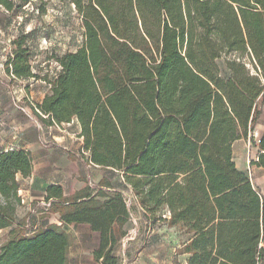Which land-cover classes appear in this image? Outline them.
Listing matches in <instances>:
<instances>
[{"label": "trees", "instance_id": "16d2710c", "mask_svg": "<svg viewBox=\"0 0 264 264\" xmlns=\"http://www.w3.org/2000/svg\"><path fill=\"white\" fill-rule=\"evenodd\" d=\"M69 1L81 45L52 57L59 69L43 77L47 91L31 110L48 127L75 122L85 161L118 174L119 186L104 177L69 196L48 186L41 214L88 226L98 234L93 263L120 264L113 252L126 236L130 189L143 217L185 232V264H264V199L232 150L249 137L264 170V131L254 139L264 106V0ZM25 38L4 65L13 79L38 78ZM31 173L29 151L0 149V264H68L64 229L17 215V178Z\"/></svg>", "mask_w": 264, "mask_h": 264}, {"label": "rangeland", "instance_id": "374dc122", "mask_svg": "<svg viewBox=\"0 0 264 264\" xmlns=\"http://www.w3.org/2000/svg\"><path fill=\"white\" fill-rule=\"evenodd\" d=\"M23 35L26 37L24 46L29 52L28 63L32 73L38 78L13 79L4 72L8 57L18 50L17 40ZM82 35L80 16L69 0H0V143H7L12 134H30V131L36 129L39 119L33 114L31 106L40 103L47 91L43 77L53 79L59 69L52 57L74 52L81 45ZM218 64L224 76V61L220 60ZM41 128L50 142H55V132L68 135L69 131L73 130L72 125L47 130L42 126ZM263 129L264 106L254 127L255 140L260 138ZM70 135L75 136L73 133ZM247 140L249 144H245V155H257L258 150L251 144L249 137ZM8 146L5 145L1 149L17 147ZM104 174L114 186H119L118 174L108 171H104ZM19 182L25 203H20L17 208L18 217L30 214L36 217V225H56L54 223L58 220L55 215L41 214L48 207L44 205V199L30 201L26 197L24 188L31 186L30 180ZM95 185H92V189ZM257 190L264 199L261 191ZM132 203L133 201L129 203L131 213L130 221L125 227L126 236L119 239L113 252L119 258L120 264H185V255L179 254L187 238L185 232L178 227H168L165 220L151 221L143 217L142 209ZM163 214L162 218L167 220V211H163ZM61 228L67 231L70 237L68 264H94L91 261V253L98 245L97 234L80 225L67 228L62 224ZM115 232L118 235L117 230ZM6 233L7 230L0 232V246L5 242ZM262 243L264 244V236Z\"/></svg>", "mask_w": 264, "mask_h": 264}, {"label": "crops", "instance_id": "0c3cea01", "mask_svg": "<svg viewBox=\"0 0 264 264\" xmlns=\"http://www.w3.org/2000/svg\"><path fill=\"white\" fill-rule=\"evenodd\" d=\"M41 126L46 130L48 128H54V126H46L39 120L36 125V129L30 131V134L21 133L17 136H13L14 134H12L11 137L7 139V143H4V145L0 143V149L5 145H15L17 148L27 150L31 153L32 173L30 178H27L30 180L31 186H25L24 188L26 197L30 201L43 200L45 196V189L51 185H60L63 188L64 195L69 196L73 194H82L88 191L89 188H92L93 184H97L101 178H106L103 170L96 171L95 169L98 168L88 165L85 161V156L81 155L80 149L83 139L79 138V129L75 122L72 124L73 130L69 131L75 136H71L70 133H68V135H63L59 133L56 134L55 132L53 134L55 142H50L46 139L41 131ZM47 141H49V143H47ZM245 144H249V141L238 140L233 143L232 148L235 167L243 173L247 169L246 159L257 156L248 154L245 155ZM235 149H237V152H235ZM250 168L252 178L250 177L249 180L252 185L256 189H259L264 196V170L257 167L255 164L251 165ZM80 179H83L84 181L80 182ZM19 180L24 181V179L18 177L17 181L19 184ZM57 223L58 222L55 221L54 224ZM78 226L79 225H77V227ZM80 226H84L89 230V227L86 225ZM66 227L74 228L75 225ZM262 242L263 238L260 246L264 248V244ZM94 250L95 249L92 250V253ZM92 253L91 261H93Z\"/></svg>", "mask_w": 264, "mask_h": 264}, {"label": "built area", "instance_id": "2783aa9c", "mask_svg": "<svg viewBox=\"0 0 264 264\" xmlns=\"http://www.w3.org/2000/svg\"><path fill=\"white\" fill-rule=\"evenodd\" d=\"M66 125H71V124H66ZM62 126H64V124L63 125H61V127ZM257 142H258V140H256ZM17 147H9V148H6L5 149V152H7V151H11V150H15ZM257 161V156L256 157H253V158H247L246 159V167H247V169L245 170V174L247 175V177L248 178H250L251 177V165L253 164V162H256ZM124 194H125V197L127 198V203L129 204L130 202H131V200L133 199V196H132V193H131V190L130 189H128L126 192H124ZM17 195H18V197L20 198V200H21V203L22 204H24L25 203V201H24V199L22 198V195H21V190L19 189L18 191H17ZM45 206H49L48 204H44ZM56 225H58V227H61L62 226V224L61 223H57Z\"/></svg>", "mask_w": 264, "mask_h": 264}]
</instances>
